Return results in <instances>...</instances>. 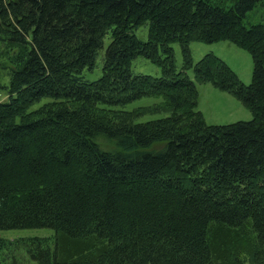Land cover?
<instances>
[{
    "label": "trees",
    "instance_id": "trees-1",
    "mask_svg": "<svg viewBox=\"0 0 264 264\" xmlns=\"http://www.w3.org/2000/svg\"><path fill=\"white\" fill-rule=\"evenodd\" d=\"M220 39L250 53L248 84L193 61ZM188 69L252 118L207 124ZM0 93V229L54 230L0 237V264H264V0H0ZM142 96L162 100L119 107Z\"/></svg>",
    "mask_w": 264,
    "mask_h": 264
},
{
    "label": "rangeland",
    "instance_id": "rangeland-1",
    "mask_svg": "<svg viewBox=\"0 0 264 264\" xmlns=\"http://www.w3.org/2000/svg\"><path fill=\"white\" fill-rule=\"evenodd\" d=\"M135 34L141 39H146L147 27H140L135 30ZM170 45L173 48L176 67L180 69L182 66L180 44L175 41ZM189 51L193 61H197L206 53H212L223 59L243 83L248 84L251 81L253 62L250 53L229 40L220 39L213 42L193 40L189 43ZM100 54L102 53H99L96 57L95 68L91 71L86 69L83 70L82 76L84 78L91 80L100 75L102 65ZM131 71L133 73H143L155 76L160 75V68L142 55L133 58L131 62ZM187 73L195 82L197 88L198 95L196 108L202 113L203 119L207 124H225L237 120H249L252 118L251 110L237 97L214 86L211 82L196 80L191 69H188ZM5 98L6 95L0 93V100H4ZM160 100H162V97L160 96H142L119 107L131 110L139 106H147L159 102ZM37 104L38 103H35L33 106L35 107ZM162 115V113L144 114L138 118V121H146L161 117ZM53 234L54 230L49 227L0 229V237L10 239L26 236H50Z\"/></svg>",
    "mask_w": 264,
    "mask_h": 264
}]
</instances>
